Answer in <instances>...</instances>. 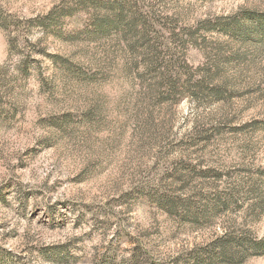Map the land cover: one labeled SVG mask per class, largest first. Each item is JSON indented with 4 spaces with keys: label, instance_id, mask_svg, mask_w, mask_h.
Here are the masks:
<instances>
[{
    "label": "rangeland",
    "instance_id": "374dc122",
    "mask_svg": "<svg viewBox=\"0 0 264 264\" xmlns=\"http://www.w3.org/2000/svg\"><path fill=\"white\" fill-rule=\"evenodd\" d=\"M0 264H264V0H0Z\"/></svg>",
    "mask_w": 264,
    "mask_h": 264
},
{
    "label": "trees",
    "instance_id": "16d2710c",
    "mask_svg": "<svg viewBox=\"0 0 264 264\" xmlns=\"http://www.w3.org/2000/svg\"><path fill=\"white\" fill-rule=\"evenodd\" d=\"M122 14H123V11L121 12V15H120V16H122ZM122 17H123V16H122ZM120 18H121V17H120ZM123 18H124V17H123ZM123 18H122V19H123ZM123 22H124V20H123Z\"/></svg>",
    "mask_w": 264,
    "mask_h": 264
}]
</instances>
